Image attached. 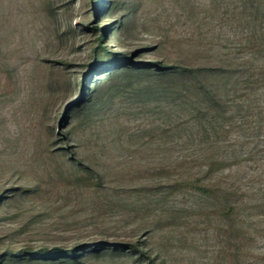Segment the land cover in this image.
<instances>
[{"label": "rangeland", "instance_id": "374dc122", "mask_svg": "<svg viewBox=\"0 0 264 264\" xmlns=\"http://www.w3.org/2000/svg\"><path fill=\"white\" fill-rule=\"evenodd\" d=\"M125 1L136 22L124 38L105 40L114 51L161 43L145 57L176 61L199 46L233 53L245 42L231 11L238 0ZM92 10L89 0H0V247L103 240L135 244L165 264H233L214 202L175 188L217 159L227 165L215 180L251 210L243 264H264V89L237 98L251 105L242 113L205 120L206 134L174 107L128 96L108 101L88 125L74 120L76 86L94 62L91 26H117Z\"/></svg>", "mask_w": 264, "mask_h": 264}, {"label": "trees", "instance_id": "16d2710c", "mask_svg": "<svg viewBox=\"0 0 264 264\" xmlns=\"http://www.w3.org/2000/svg\"><path fill=\"white\" fill-rule=\"evenodd\" d=\"M92 12L100 8V16H114L115 25L107 30L91 26L95 32L94 62L76 86L79 100L72 105V118L85 125L105 104L120 96L135 97L143 105L165 104L189 115L204 134L205 120L222 121L228 114L242 113L251 105L236 106L237 98L245 99L264 89V64L256 65L264 57V0H238L231 11L245 35V42L233 53L212 47H197L182 54L176 61L147 59L149 49L158 53L161 43L153 48H140L134 52L114 51L105 40L122 39L133 29L136 18L134 6L125 0H89ZM226 9V14L231 12ZM225 14V15H226ZM106 18V17H105ZM247 53L245 61L239 55ZM241 107V108H240ZM70 156V154H65ZM75 163V162H74ZM77 163V162H76ZM224 160L207 159L204 176L187 178L175 185L177 190H189L211 199L215 212L222 221V235L226 253L233 264H243L248 242L253 231L245 223L250 207L238 198L236 192L220 180L218 172L224 170ZM82 170V168H80ZM210 180H206V179ZM22 192L27 190L21 189ZM15 191V189H12ZM258 217V215H254ZM257 234H260L259 232ZM121 256L134 264H165L127 242L95 240L63 249L59 247L1 248L0 264H87L106 257Z\"/></svg>", "mask_w": 264, "mask_h": 264}]
</instances>
